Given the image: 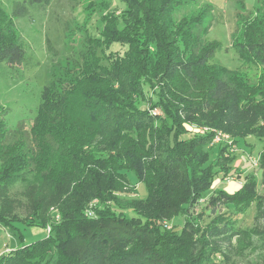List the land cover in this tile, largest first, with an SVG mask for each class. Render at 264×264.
Wrapping results in <instances>:
<instances>
[{
	"label": "trees",
	"instance_id": "1",
	"mask_svg": "<svg viewBox=\"0 0 264 264\" xmlns=\"http://www.w3.org/2000/svg\"><path fill=\"white\" fill-rule=\"evenodd\" d=\"M50 1L15 2L10 16L0 8L8 21L0 23V63L25 56L11 21ZM119 1L99 32L85 35L79 59L50 72L31 124L0 123V225L50 226L46 238L1 254L0 264H214L224 250L264 247V73L250 84L241 70L212 63L219 45L203 41L207 2L177 19L184 0ZM256 3L242 21L245 0H237L232 48L242 67L264 69V0ZM191 127L231 143L212 144L214 133ZM239 141L263 143L256 174L234 193L212 189L215 178L237 174ZM252 206L253 225L239 228Z\"/></svg>",
	"mask_w": 264,
	"mask_h": 264
},
{
	"label": "rangeland",
	"instance_id": "2",
	"mask_svg": "<svg viewBox=\"0 0 264 264\" xmlns=\"http://www.w3.org/2000/svg\"><path fill=\"white\" fill-rule=\"evenodd\" d=\"M25 0H0V8L7 16L11 15L15 2ZM186 4L176 12L177 19L189 17L198 13L201 4L207 2L212 7V13L206 21V31L203 41L215 42L219 45L212 63H217L229 70L239 69L242 76L252 84L260 74L261 67L244 66L236 56L232 45L238 38L239 27L236 15L240 7L237 0H184ZM257 6L256 0H245V8L240 9L242 21L249 17V13ZM122 7L119 0H51L49 4L27 5L28 14L12 20L13 31L19 38V44L25 52L20 65L7 66L0 63V123L5 129L13 130L20 121L27 126L31 124L40 103L43 87L50 81V72L58 75L67 63L79 59V53L85 48L86 34H97L101 29L100 17L119 11ZM0 22L5 25L8 21ZM112 49L119 51L118 45ZM263 143L246 146L239 141L234 151L233 169L237 170L231 179L222 182L215 178L212 189L219 188L228 193H234L243 183L245 174H256L252 168L249 156L257 158ZM210 154V160L216 156V151ZM255 170V172H254ZM128 185L135 186L138 195L146 196L144 187L137 185L134 174L127 173ZM241 182V184H240ZM131 198L137 196L132 192H125ZM203 207V201L192 210L195 217ZM206 212L203 224L209 220ZM254 208L237 217L239 228H250L253 225ZM183 217L174 222L183 224ZM16 230L0 225V256L6 250L13 251L47 237L45 228L38 226L26 227L20 223L14 225ZM20 233V234H19ZM21 235V236H20ZM221 254V255H220ZM214 258V264H264V247L256 244L241 253L224 250ZM222 254H227L226 261ZM230 254V256H229ZM239 254V255H234ZM50 264H54V260Z\"/></svg>",
	"mask_w": 264,
	"mask_h": 264
},
{
	"label": "built area",
	"instance_id": "3",
	"mask_svg": "<svg viewBox=\"0 0 264 264\" xmlns=\"http://www.w3.org/2000/svg\"><path fill=\"white\" fill-rule=\"evenodd\" d=\"M154 113H157L156 111H154ZM191 130L193 132H195L196 134H199V135H203V134H206L207 132H212L215 134L214 138H213V141H212V144H217L221 141H224L226 142L227 144H230V139L227 135L225 134H222L221 132H216L215 130H210L208 128H196V127H191ZM249 160L251 161V165H252V168L253 169H257L258 168V157L257 158H252L251 156H249ZM241 184V182H240ZM59 220V217L56 216L54 221L55 222H58ZM46 233L47 235H49L50 233V226L48 225L46 228Z\"/></svg>",
	"mask_w": 264,
	"mask_h": 264
},
{
	"label": "crops",
	"instance_id": "4",
	"mask_svg": "<svg viewBox=\"0 0 264 264\" xmlns=\"http://www.w3.org/2000/svg\"><path fill=\"white\" fill-rule=\"evenodd\" d=\"M6 251H9V250H6Z\"/></svg>",
	"mask_w": 264,
	"mask_h": 264
}]
</instances>
